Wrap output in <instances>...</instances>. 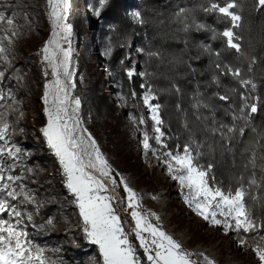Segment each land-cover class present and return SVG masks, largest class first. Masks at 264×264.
I'll list each match as a JSON object with an SVG mask.
<instances>
[{
  "label": "rangeland",
  "instance_id": "rangeland-1",
  "mask_svg": "<svg viewBox=\"0 0 264 264\" xmlns=\"http://www.w3.org/2000/svg\"><path fill=\"white\" fill-rule=\"evenodd\" d=\"M122 1L125 3L122 12L120 10L116 13L119 18L126 15L132 23L144 26V15L141 9L136 7V4L142 3V0ZM144 3L141 7L145 9L148 16L150 8H146ZM89 5L88 0H69L66 23L72 28L71 70L75 73L76 85L71 95L78 97L81 101L79 115L82 127L94 137L101 153L113 170L112 175L116 179V187H113L111 181L100 176L98 172L94 174L105 183L108 190L104 194L115 198L114 208L121 217L129 239L135 246H138L139 242L132 234L134 227L130 214L132 210L126 209V193L121 184V177L140 198L138 210L146 214L155 213V216L149 217L150 222L176 239L184 250L193 253V259L202 260L200 254H204L214 261V264H261L253 248L257 241L251 234L249 236L248 233H240L241 236L247 237V243L242 246L235 231L225 232L222 226L211 224L185 202L187 189H182L179 182L172 179L164 163L162 153L172 149L169 147L170 136L166 131L168 128L166 122L160 114V106L158 115L163 123L159 127L164 132L162 139L167 148L152 139L156 135L155 122L151 119V110L147 105L144 104L147 108V116L144 118L147 124L145 129L137 121L126 117L125 106L120 102L121 96L118 93H111L110 74L103 58L106 56L103 51L104 47L111 38V34L107 31L109 24L103 25L102 20L98 19L97 13ZM0 11L14 18V27L18 32V35L12 37L10 42L4 41V46L8 47L10 55V63L8 62L4 70L13 64L16 65V69L12 72L17 74L15 75L19 81L14 98L20 107L19 116L23 124L21 131L27 141L23 146L27 149L25 157L20 148L21 152L15 159L17 162L14 165L19 170L11 174L21 177L18 184L23 185L25 191L31 193L34 203L30 206L34 207L35 212L38 213L43 208L51 209L43 222L48 227L46 228L48 231L42 235V238L39 237V240L30 235L29 238L33 243L45 249V256L50 264H61L66 252V244L62 237L63 235L66 237L71 232L72 234L68 237L74 236L80 239L79 245L87 246L88 249L95 248L91 258L92 264H103L99 246L92 244L84 234L83 221L79 215L75 197L66 187V178L59 158L49 148L42 132L47 124L43 100L45 84L54 79L51 75V68H47L41 54L42 48L51 38L53 31L47 0H0ZM137 11L140 12L139 19L133 15ZM101 29L105 32L102 37H99L102 33ZM126 29L127 26L124 28L121 24L117 32L125 37ZM137 35L138 33H133L128 42H124L123 50L126 51V57L132 58V62L127 67L133 70V77H142L143 72L140 71L138 64L141 60L139 56L142 53L145 54V49L136 44L134 37ZM143 35L146 34L143 33ZM64 47L67 48L68 45L65 44ZM111 52L114 50L111 49ZM145 92L147 91L141 93L140 100L144 101ZM152 94L155 99L150 103L160 105L155 101L156 94L153 92ZM258 99V97L252 98V103H256L257 110ZM179 107L177 103L176 109L178 110ZM190 119L196 128L202 125L200 121L192 117ZM145 131L150 137V143L156 150V154L152 151L145 154L143 148ZM8 139L9 146H11L10 133ZM250 141L251 139L244 145V148ZM37 153H41V156ZM35 155L37 161H30L28 164V159ZM48 155L52 158L50 159ZM43 156L46 158L45 161ZM0 163L4 164L3 160ZM4 166L7 168L6 164ZM246 171L250 178V170ZM26 175H34L33 182H25ZM215 181L217 182L216 179ZM63 191L66 195L62 194ZM31 207L26 208V211L31 212L33 216ZM49 220L52 221L51 224ZM48 235H54V237L48 239ZM137 254L141 257L142 264H146V257L140 249H137Z\"/></svg>",
  "mask_w": 264,
  "mask_h": 264
},
{
  "label": "snow or ice",
  "instance_id": "snow-or-ice-1",
  "mask_svg": "<svg viewBox=\"0 0 264 264\" xmlns=\"http://www.w3.org/2000/svg\"><path fill=\"white\" fill-rule=\"evenodd\" d=\"M259 6H264V0H258ZM50 16L52 19L51 38L45 43L41 50L43 61L47 68H51V75L54 79L45 84L44 92V113L47 117V124L42 129L50 149L59 158L66 187L75 197L79 209V215L83 221V231L86 238L95 245L99 246V252L103 264H142L141 257L137 254V246L129 239L121 221V217L114 208V197L106 195L107 187L94 172L111 181L113 187L117 186L116 179L112 175V168L107 159L101 153L96 140L82 127V120L79 112L81 101L78 97H73L71 91L75 89L74 71L72 66V47L71 37L72 28L66 23L69 7V0H47ZM240 4L237 0H208V6L201 5V10L205 13H219L223 19L230 22V27H226L219 35L226 38L228 48L241 51L238 42L240 37L234 33V29L240 27L242 19L238 11ZM193 11L191 8H179L175 13L177 19L184 23V30L187 31L189 25L185 22L187 14ZM99 14V13H97ZM134 17L139 19L140 12L137 11ZM142 22V21H141ZM193 23H196L193 20ZM6 25V27H5ZM205 26L196 23V28L201 29ZM0 59L7 61L5 55L7 49L4 41H11L12 37L18 35L14 27V18L6 16L4 11H0ZM216 35H213V39ZM235 41V42H234ZM67 44L68 47H64ZM206 50H211L207 46ZM109 53L111 49L108 50ZM150 56H157L158 53H149ZM219 56V53H216ZM217 69L221 70L222 75H231L237 79L242 87L247 88L249 84L254 89L255 84L244 80L241 77V70L233 68L229 64H217ZM45 71V75H47ZM127 75L133 76V70L128 69ZM63 77V78H62ZM4 72L0 71V82L3 81ZM217 79V83H218ZM3 90L0 89V101L4 100ZM144 104L151 110V119L155 122L154 130L156 135L152 137L157 144L167 148L163 141L164 132L159 125L163 123L158 115L159 105H152L151 100L155 99L151 90L144 94ZM222 101H228L229 96L219 95ZM247 97L241 95L244 101L243 107L239 109L241 115L233 114V120L244 119L245 109L250 108L251 113L257 111L256 104H248ZM208 107V105H204ZM144 124L143 118L139 121ZM10 124L7 120L6 112H0V161L5 158H18L21 150L15 144L9 146ZM213 134L219 133L221 138L231 141L235 138L237 131L240 136H244L245 127L238 130L235 124L229 126L220 124L218 127L210 129ZM255 132L256 130L253 129ZM264 139V133L258 134ZM261 139L250 141L244 151L249 153L248 162L245 164L252 168V177L248 181L249 187L257 185L255 170L259 167L264 172V143ZM143 148L145 154L156 150L152 148L148 133L144 132ZM164 163L167 166L172 179L179 182L182 189H187L185 202L193 210L211 224L222 226L224 231L233 230L238 234L239 243L243 246L247 243V237L240 233L259 232L264 229V225H257L252 218L250 211L245 204L247 189L243 183L233 191L231 188L225 189L215 181L214 177L209 176L211 165L205 166L198 163L200 155L193 152L189 145L183 147L181 152L166 151L162 153ZM12 165L6 168L0 163V264H50L45 256V249L33 243L27 231V222L32 221V213L23 211L17 203H34L31 193L25 191L23 185L18 181L21 177L12 175ZM119 175V174H117ZM264 179V177H262ZM243 177H241V181ZM126 193V209H131V217L134 221L132 234L139 242L138 247L142 249L146 264H214L207 255L200 254L201 259H193V253L183 249L182 245L168 235L161 228L153 225L149 217L155 213H143L140 208L139 197L121 177ZM22 198V199H21ZM5 216L7 218H5ZM159 220V217L156 216ZM50 224L51 220L48 221ZM254 251L261 264H264V236L253 245Z\"/></svg>",
  "mask_w": 264,
  "mask_h": 264
},
{
  "label": "trees",
  "instance_id": "trees-1",
  "mask_svg": "<svg viewBox=\"0 0 264 264\" xmlns=\"http://www.w3.org/2000/svg\"><path fill=\"white\" fill-rule=\"evenodd\" d=\"M88 2L91 9L99 13L97 16L102 20V24H109L107 31L111 38L106 42L103 50L106 56L103 58L110 74L111 93H118L121 96L120 102L125 106L126 117L137 121L145 129L147 124H140L139 121L146 118L147 108L144 101L139 98L145 90L155 93V101L160 104V114L168 127L166 131L170 136L169 147L173 151L179 149L182 152L183 147L189 145L193 155L199 152L198 163L205 168L211 165L209 176L214 177L225 189L231 188L235 191L243 183L247 189L245 195L247 209L257 225H264V179H262L264 172L258 167L255 170L257 185L249 187L252 168L251 165L245 168L249 153L244 151V145L249 139L251 141L261 139L258 134L264 133V6H259L258 0H237L241 7L233 11H238L242 17L240 27L234 29V33L240 37L238 42L241 51L238 53L235 49L228 48L226 38L219 35L226 27L231 26L230 22L223 19L219 13H205L201 10V5L208 6V0H142L146 8H150L147 16L145 9L141 7L142 3L136 4L144 15V26L132 23L126 15L119 18L116 13L120 10L122 12L123 4L125 5L122 0ZM220 2L222 3V0ZM133 3L135 4V1ZM181 7L193 9L187 14L185 21L189 25L187 31L184 30V23L175 15ZM193 20L205 27L197 29ZM121 24L124 28L127 26L125 37L117 32ZM101 32L99 37H102L105 31L101 29ZM133 33H138L134 37L136 44L145 49V54L139 56L141 60L139 58L138 64L140 71L143 72L142 77L127 75V66L132 62V58L126 57L123 48L124 42H128ZM205 46L211 50H206ZM6 49L7 61L0 59V71L8 66V62L10 63L8 47ZM109 49H113L114 52L109 53ZM153 52L158 55L150 56L149 53ZM217 52L219 56L216 55ZM217 64H229L233 68H239L241 77L255 84V88L253 89L251 84L247 88L242 87L230 74L222 75L221 70L216 67ZM13 65L3 71L4 78L0 82V89L3 90L5 99L0 101V112H6L10 124V144L21 148L25 157L27 149L23 146L27 141L21 131L23 124L19 116L20 107L14 98L19 80L17 74L12 72L16 69V65ZM242 94L248 98V104L253 102L252 98L258 97V110L256 113H250L249 108L245 109V118L234 121L233 114L241 115L239 109L244 104L241 100ZM219 95H227L229 100L222 101ZM177 103L180 105L179 111L176 109ZM190 117L200 121L202 125L196 128ZM220 124L229 126L235 124L237 130L245 127L244 136H240L237 131L235 138L229 141L221 138L219 133L213 134L210 129ZM261 142L264 143V139H261ZM37 154L41 156V153ZM35 157L36 155L30 157L28 164L30 161L36 162ZM43 158L45 161L46 158L44 156ZM3 162L7 167L12 165L13 173L18 172L19 168L14 165L17 162L15 159L5 158ZM246 170H250V178ZM25 177V182H33L34 175ZM62 194L66 195L65 192ZM13 203H17L23 211L31 207L30 204H20L19 201ZM31 208L33 219L25 223L29 235L39 240V237L42 238L48 231L43 222L51 209L43 208L37 213L34 207ZM71 234L69 232V235ZM249 234L258 242L259 238L264 236V229ZM69 235L62 237L66 244V252L61 264L85 262L92 264L91 258L95 248L88 249L87 246L79 245L81 240L74 236L70 238ZM52 237L54 235H48L47 238Z\"/></svg>",
  "mask_w": 264,
  "mask_h": 264
}]
</instances>
